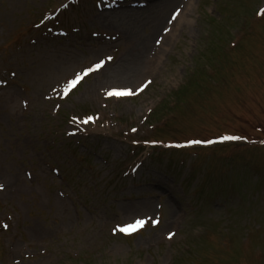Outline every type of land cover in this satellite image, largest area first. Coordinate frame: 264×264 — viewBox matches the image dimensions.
<instances>
[{"label": "rangeland", "instance_id": "1", "mask_svg": "<svg viewBox=\"0 0 264 264\" xmlns=\"http://www.w3.org/2000/svg\"><path fill=\"white\" fill-rule=\"evenodd\" d=\"M63 1L0 0V48L13 52L0 68V264H264V147L172 149L264 135V0H194L177 25L189 0L104 11L79 0L32 30ZM157 203L161 223L117 229Z\"/></svg>", "mask_w": 264, "mask_h": 264}, {"label": "snow or ice", "instance_id": "2", "mask_svg": "<svg viewBox=\"0 0 264 264\" xmlns=\"http://www.w3.org/2000/svg\"><path fill=\"white\" fill-rule=\"evenodd\" d=\"M260 14L264 15V10H262ZM109 59H111V58H109ZM103 63L104 62L101 61L99 64L95 65L94 68H89V69L85 70L83 75L77 74L75 79L70 82V86H75L81 79H83V76H86L89 73H91L92 71H95V70H98L99 68H101ZM109 95L123 96V95H128V93L127 92H110ZM222 139L223 140H233V139H240V138L239 137H232V136H225ZM190 143L199 144V143H201V141H198V140L197 141H191ZM207 143H213V141H208ZM137 223L142 226L145 223V221L141 220V221H137ZM156 223H158V221H156ZM120 231H127V229L121 228ZM169 238H171V234H170Z\"/></svg>", "mask_w": 264, "mask_h": 264}, {"label": "bare ground", "instance_id": "3", "mask_svg": "<svg viewBox=\"0 0 264 264\" xmlns=\"http://www.w3.org/2000/svg\"><path fill=\"white\" fill-rule=\"evenodd\" d=\"M193 1H194V0H189V1H188V4L186 5V8H185L186 10H185V12H182L181 15L178 17L176 25H177L179 22L181 23L182 21H186V20H187V18H186V15H187V14H186V11H189L190 7L192 6ZM176 25H175L174 29L172 30L170 36H167V37H166V40H167L168 38L171 39V38L173 37V31L176 30V29H175V28H176ZM135 58H136L135 55L130 57V61H131V64H132V65L135 64V63L137 62V59H135Z\"/></svg>", "mask_w": 264, "mask_h": 264}]
</instances>
